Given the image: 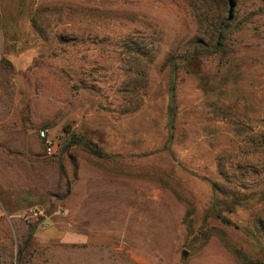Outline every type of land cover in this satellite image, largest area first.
Returning <instances> with one entry per match:
<instances>
[{
  "label": "rangeland",
  "instance_id": "obj_1",
  "mask_svg": "<svg viewBox=\"0 0 264 264\" xmlns=\"http://www.w3.org/2000/svg\"><path fill=\"white\" fill-rule=\"evenodd\" d=\"M0 264H264V0H0Z\"/></svg>",
  "mask_w": 264,
  "mask_h": 264
},
{
  "label": "trees",
  "instance_id": "obj_2",
  "mask_svg": "<svg viewBox=\"0 0 264 264\" xmlns=\"http://www.w3.org/2000/svg\"><path fill=\"white\" fill-rule=\"evenodd\" d=\"M175 74L176 71L173 68L171 70V83L169 86V103H168V118H167V128H168V140L169 142L173 138V133H174V122H175V105H174V99H175ZM76 141L75 143L79 142L81 143L84 148L93 156L97 158H103L104 155L96 148V146L92 143L89 142L83 138H75ZM223 222L229 224L230 222L228 220H225L224 218H221ZM21 250H19V253Z\"/></svg>",
  "mask_w": 264,
  "mask_h": 264
},
{
  "label": "built area",
  "instance_id": "obj_3",
  "mask_svg": "<svg viewBox=\"0 0 264 264\" xmlns=\"http://www.w3.org/2000/svg\"><path fill=\"white\" fill-rule=\"evenodd\" d=\"M41 136L44 137V133L43 132H41ZM46 150H47L48 153H50V151H51L50 142L47 143Z\"/></svg>",
  "mask_w": 264,
  "mask_h": 264
},
{
  "label": "water",
  "instance_id": "obj_4",
  "mask_svg": "<svg viewBox=\"0 0 264 264\" xmlns=\"http://www.w3.org/2000/svg\"><path fill=\"white\" fill-rule=\"evenodd\" d=\"M182 255H183L184 257H186V256H187V253H186V252H183Z\"/></svg>",
  "mask_w": 264,
  "mask_h": 264
}]
</instances>
